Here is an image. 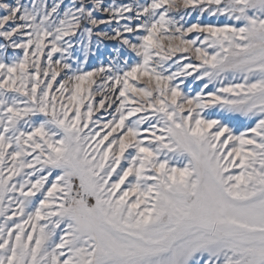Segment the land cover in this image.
Here are the masks:
<instances>
[{
	"label": "snow or ice",
	"instance_id": "snow-or-ice-1",
	"mask_svg": "<svg viewBox=\"0 0 264 264\" xmlns=\"http://www.w3.org/2000/svg\"><path fill=\"white\" fill-rule=\"evenodd\" d=\"M0 264H264V0H0Z\"/></svg>",
	"mask_w": 264,
	"mask_h": 264
}]
</instances>
